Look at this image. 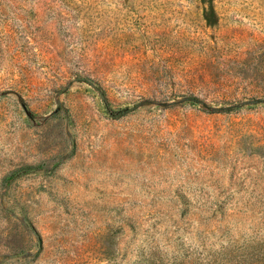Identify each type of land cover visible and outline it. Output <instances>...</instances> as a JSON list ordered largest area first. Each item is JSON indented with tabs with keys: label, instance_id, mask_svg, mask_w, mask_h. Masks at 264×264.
I'll use <instances>...</instances> for the list:
<instances>
[{
	"label": "rangeland",
	"instance_id": "obj_1",
	"mask_svg": "<svg viewBox=\"0 0 264 264\" xmlns=\"http://www.w3.org/2000/svg\"><path fill=\"white\" fill-rule=\"evenodd\" d=\"M0 264H264V0H0Z\"/></svg>",
	"mask_w": 264,
	"mask_h": 264
}]
</instances>
